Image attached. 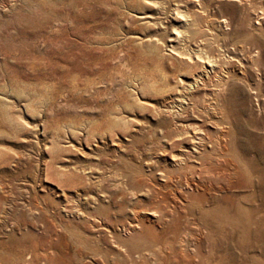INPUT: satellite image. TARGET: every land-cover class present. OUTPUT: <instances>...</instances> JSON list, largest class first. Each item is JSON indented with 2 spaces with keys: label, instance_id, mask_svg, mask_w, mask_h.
<instances>
[{
  "label": "rangeland",
  "instance_id": "1",
  "mask_svg": "<svg viewBox=\"0 0 264 264\" xmlns=\"http://www.w3.org/2000/svg\"><path fill=\"white\" fill-rule=\"evenodd\" d=\"M199 1L239 40L210 18L211 67L167 49L201 47L193 0H0V264H264V18L256 66L248 0Z\"/></svg>",
  "mask_w": 264,
  "mask_h": 264
},
{
  "label": "bare ground",
  "instance_id": "2",
  "mask_svg": "<svg viewBox=\"0 0 264 264\" xmlns=\"http://www.w3.org/2000/svg\"><path fill=\"white\" fill-rule=\"evenodd\" d=\"M195 2V5L197 8L198 11H205L206 12V21L203 23L204 26H202V24L197 21L196 19L192 20V22H185L187 23V26H190L189 30H188V33L187 34H190L191 36L193 37H199L200 38V41H201V47H198L197 49L195 50H191V52H181L180 49H178L176 46L177 44L180 43V41L182 40L181 38H179V33H175V31H172V34H170L168 36V38L166 39L167 40V46H168V51L173 53L175 56H177L180 60H183L184 62H187V67H193L195 65H198L199 62H202V65H206L208 67H211L213 65L212 63V60L209 59V56H208V49L206 48L208 44H206L207 40L209 37H207V35H209V29H208V22L211 19H213L216 24L217 27H220L222 29V36L223 38L225 39H228L231 44H234L235 42L239 41L235 38H238V37H232L231 33L229 32V35L230 37L228 36V30H229V26H230V23H231V20L230 18L228 17H221V18H218V17H215V16H211L210 17V13H208V8L202 4L199 0H193ZM203 2V1H202ZM254 9V12L252 13L253 14V17L255 18L254 20V24H252L250 27H251V31H246V33L250 36H253L254 39H256L255 42L252 43L251 45V50H250V58H255L256 59V66L261 62V57L260 55L262 54V47H263V44L260 43L259 41H257V37H256V34L258 32V34H260V31H261V25H260V20H262V18H264V6L259 4V3H256L252 0H248V3L246 4V6H243V9L244 11H246L247 13L249 11H252ZM242 12V11H241ZM244 13V12H242ZM203 14V13H202ZM180 15V14H179ZM188 16V15H187ZM242 16V15H241ZM248 16V15H247ZM188 18V17H187ZM190 19V18H189ZM190 21V20H189ZM184 23V22H183ZM242 24V23H241ZM245 24V23H244ZM256 24V25H255ZM242 26V25H241ZM263 26V25H262ZM212 29V28H210ZM247 29V28H246ZM253 30H257L256 32L253 31ZM211 32V30H210ZM253 32V33H252ZM255 32V33H254ZM185 34V36L187 35ZM257 34V35H258ZM214 35V34H213ZM184 36V37H185ZM190 38V37H189ZM211 38V37H210ZM219 38V37H217ZM185 40V38H184ZM242 40V38H241ZM242 44L243 41H241ZM221 43V42H220ZM240 44V43H238ZM249 45V43H248ZM247 45V46H248ZM227 46V45H226ZM245 46V45H244ZM229 47V46H228ZM243 48V47H242ZM248 49V48H247ZM227 50V49H226ZM217 58V57H216ZM232 58V57H231ZM230 58V59H231ZM249 58V57H248ZM245 59V58H244ZM260 59V60H259ZM249 60V59H248ZM232 61V60H231ZM253 63V62H252ZM233 65V64H232ZM235 65V64H234ZM236 66V65H235ZM199 68V67H198ZM256 69V68H255ZM199 70V69H198ZM201 70H202V73H204V76H206L205 72H206V68L205 66L201 67ZM211 70V69H210ZM237 71V70H236ZM198 72V71H197ZM200 72V71H199ZM220 72V71H219ZM212 74H214L212 72ZM218 75V74H217ZM235 75V74H234ZM189 78V77H188ZM205 77H202L201 76V72L200 74H195L194 76H191L189 79L187 80H184L181 84V88L178 90L179 91V94L177 95H173L171 97L168 98L167 102L165 103V105H163V110L166 111V112H169V111H172L173 113H178L177 110H181L182 108H185L184 105H187V103L189 102L188 101V98H187V91H192L194 90L198 84H202L205 82ZM219 78V76H218ZM234 78V77H233ZM240 78V77H239ZM215 79V78H214ZM213 80V79H212ZM227 81H228V77L227 75L224 74V77H220L217 84H216V89L219 91L222 90V92L226 89V85H227ZM203 86V85H202ZM211 88V87H210ZM215 90V89H214ZM213 90V91H214ZM185 93V94H184ZM203 93V92H202ZM212 93V92H211ZM224 93V92H223ZM215 94V93H213ZM208 96V95H207ZM223 96V95H222ZM203 97V96H202ZM206 97V96H205ZM209 97V96H208ZM220 97V96H219ZM198 98V96H197ZM212 99V97H211ZM218 99V98H217ZM202 100V99H201ZM211 102V101H210ZM214 102V101H212ZM217 102V101H216ZM209 103V102H208ZM219 103V102H218ZM190 104V103H189ZM207 105V103H206ZM213 106V105H212ZM216 106V105H215ZM206 107V106H205ZM211 108V106L209 107ZM220 109V108H219ZM211 110V109H210ZM214 111V110H213ZM223 112V111H222ZM216 113V112H214ZM225 113V112H224ZM224 115V114H223ZM224 117V116H223ZM226 118V117H225ZM217 119V118H216ZM221 119H222V116H221ZM225 120V119H224ZM215 122V121H214ZM225 125V124H224ZM228 126V125H227ZM230 126V125H229ZM180 130L177 131V137H182L183 135L186 136L189 140H190V148L194 151V153L198 154V157H197V160L195 161L196 162V166L198 168V165H202L200 161H202V159L199 157L203 152L202 149L205 150V147H203L204 145V142H202V139L203 137L201 135L197 136L195 130L191 131L189 130V128L187 129H181L179 127ZM228 132V131H227ZM232 133V132H231ZM230 139V138H229ZM228 139V140H229ZM232 141V140H231ZM207 143V142H206ZM214 143V142H212ZM217 145V144H216ZM188 144L186 145L185 143L184 144H181L180 145V149H179V152L177 153V157L180 158L181 155H183L185 149H187L188 147ZM220 147L224 148V149H232L231 148V145L229 142H219V146H218V149L219 151H221ZM223 150V149H222ZM233 152V150H232ZM231 152V153H232ZM234 157H236V153L233 152L232 153ZM220 155H225L222 151L220 153ZM179 160V159H178ZM176 160V161H178ZM222 161H220V166L222 168V170H226L227 173H224V175H226L224 177V181L226 183V185H230V184H236L238 182L237 178L236 177H232V175L230 174V171L228 170V166L229 168L230 167V160L229 159H221ZM175 161V162H176ZM250 166L251 163L249 161H246ZM233 164V162H231ZM243 167L245 168V171L246 173H251L253 172V170H251V167L250 169L247 170L246 166L244 165V162L242 163ZM204 168V173L205 174H208V169L206 166H203ZM214 172L215 173H219V171H217V168H214ZM201 170V169H200ZM199 170V171H200ZM255 172V171H254ZM257 175H262L261 173H257ZM197 177H200V173L198 172L197 173ZM196 189V188H195ZM204 193V192H203ZM201 193V194H203ZM198 200L202 201V199L204 198H201L200 196L197 197ZM198 203H200L198 201ZM212 239V238H210Z\"/></svg>",
  "mask_w": 264,
  "mask_h": 264
}]
</instances>
